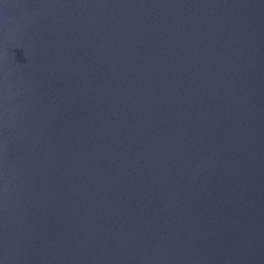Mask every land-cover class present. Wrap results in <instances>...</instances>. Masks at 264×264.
<instances>
[{"label": "water", "instance_id": "95a60500", "mask_svg": "<svg viewBox=\"0 0 264 264\" xmlns=\"http://www.w3.org/2000/svg\"><path fill=\"white\" fill-rule=\"evenodd\" d=\"M0 264H264V0H0Z\"/></svg>", "mask_w": 264, "mask_h": 264}]
</instances>
